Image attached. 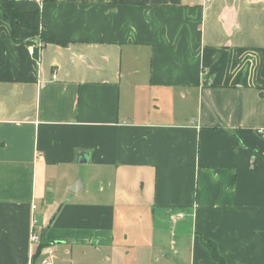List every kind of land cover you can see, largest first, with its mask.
Returning a JSON list of instances; mask_svg holds the SVG:
<instances>
[{
	"label": "crops",
	"instance_id": "1",
	"mask_svg": "<svg viewBox=\"0 0 264 264\" xmlns=\"http://www.w3.org/2000/svg\"><path fill=\"white\" fill-rule=\"evenodd\" d=\"M12 1L0 264H264V0Z\"/></svg>",
	"mask_w": 264,
	"mask_h": 264
},
{
	"label": "trees",
	"instance_id": "2",
	"mask_svg": "<svg viewBox=\"0 0 264 264\" xmlns=\"http://www.w3.org/2000/svg\"><path fill=\"white\" fill-rule=\"evenodd\" d=\"M0 9L3 11L4 16L12 21V37L14 40L19 39L21 29H26L31 38L39 35L41 43L56 41L52 37L47 36L42 27L38 30L37 11H23L17 8L12 0H0ZM34 54L37 55L36 49H34ZM202 244L217 264H226L214 241L202 240ZM41 248L42 245L40 244L38 250L33 254L32 259L34 261L38 258Z\"/></svg>",
	"mask_w": 264,
	"mask_h": 264
},
{
	"label": "built area",
	"instance_id": "3",
	"mask_svg": "<svg viewBox=\"0 0 264 264\" xmlns=\"http://www.w3.org/2000/svg\"><path fill=\"white\" fill-rule=\"evenodd\" d=\"M34 1L39 2L41 0H34ZM41 45H42L41 41L38 40L36 43L34 42L31 45V47L33 49L38 50L41 48ZM52 77L55 78V74H53ZM258 132L264 133V130H258ZM32 208H35L34 204H32ZM29 241L30 244L40 243V235L38 234V231L35 230V219L32 220ZM32 254H35V252H33ZM54 256L55 255L52 253L40 252L38 258L35 261L32 258H30L28 264H53Z\"/></svg>",
	"mask_w": 264,
	"mask_h": 264
},
{
	"label": "rangeland",
	"instance_id": "4",
	"mask_svg": "<svg viewBox=\"0 0 264 264\" xmlns=\"http://www.w3.org/2000/svg\"><path fill=\"white\" fill-rule=\"evenodd\" d=\"M40 27H41V26L38 24V30H39ZM39 32H40V31H39ZM33 38H35V39H37V40H40L39 35H36V36H34Z\"/></svg>",
	"mask_w": 264,
	"mask_h": 264
},
{
	"label": "water",
	"instance_id": "5",
	"mask_svg": "<svg viewBox=\"0 0 264 264\" xmlns=\"http://www.w3.org/2000/svg\"><path fill=\"white\" fill-rule=\"evenodd\" d=\"M81 161H84V159H81ZM76 187V184H74L72 187L69 188L70 191H74V188Z\"/></svg>",
	"mask_w": 264,
	"mask_h": 264
}]
</instances>
